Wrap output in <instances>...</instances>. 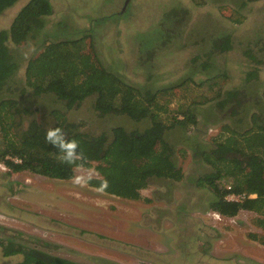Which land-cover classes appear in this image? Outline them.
I'll use <instances>...</instances> for the list:
<instances>
[{
  "label": "rangeland",
  "instance_id": "rangeland-1",
  "mask_svg": "<svg viewBox=\"0 0 264 264\" xmlns=\"http://www.w3.org/2000/svg\"><path fill=\"white\" fill-rule=\"evenodd\" d=\"M28 1L19 0L0 14V30L9 28ZM49 2L51 14L28 40L8 42L18 63L13 79L17 92L10 98L35 108L38 123L50 129L62 118L80 124L85 133L108 136L115 126L130 132L150 125L149 119L135 121L125 115L98 117L92 98L66 110L49 95H20L28 61L45 42L62 34L56 40H79L73 48L125 84L155 92L149 111L167 126L187 113L195 115V124L175 123L166 131L181 179L151 178L137 199L106 193L89 180L73 182L88 173L98 178L96 162L76 168L71 179L63 180L3 169L0 159V241L80 264H264V228L258 224L262 214L240 209L235 216L218 215L210 209L211 190L197 183L214 169L202 152L215 147L217 138L235 135L224 129L231 121L222 118L215 102L227 90L242 87L248 72L253 74L249 94L264 95V0ZM222 32L230 35L231 50L206 55L213 50L212 39ZM195 56L200 57L194 63ZM206 59L210 67L200 69ZM5 94L0 99L9 97ZM53 109L59 117L50 114ZM256 110L251 106L255 114L248 129H256ZM2 133L0 127V156ZM5 157L19 162L9 154ZM215 181L219 188L235 182L231 176ZM19 261L20 254L4 255L0 248V264Z\"/></svg>",
  "mask_w": 264,
  "mask_h": 264
},
{
  "label": "trees",
  "instance_id": "trees-1",
  "mask_svg": "<svg viewBox=\"0 0 264 264\" xmlns=\"http://www.w3.org/2000/svg\"><path fill=\"white\" fill-rule=\"evenodd\" d=\"M17 1L0 0V14ZM51 11L49 0H29L17 12L9 28L0 30V89L10 83L18 69L8 42L19 45L28 40L31 31L40 28L43 19ZM58 36L63 38L62 34ZM56 39L45 42L42 50L26 65V83L32 87L34 95L52 96L68 110L77 109L92 98L98 117L109 113L125 115L135 121L149 119L150 125L141 131L130 132L115 126L110 136L105 133L93 135L81 131L80 124H70L60 118L51 129H62L65 140L75 141L78 145L76 152L83 157L74 164L62 163L60 157L64 153L45 140L46 128L33 118L21 128L25 117L32 113L30 109H20L12 99H1L3 149L0 159L5 165L12 171L26 169L43 176L67 180L73 177L78 165L88 168L96 162L94 168L99 177L89 179V184L106 193L130 199L139 198L140 190L148 185L151 178L180 180L181 168L177 166L173 151L165 140L166 131L175 123L180 126L195 124V115L187 113L183 120L167 126L157 114L149 111L150 104L155 100V92L125 84L96 59L93 63L88 54L81 53L77 47L73 48L79 40ZM211 45L213 50L206 55L231 50L230 35L220 33L212 39ZM199 57L195 56L192 61L197 62ZM254 57L250 55L253 60ZM198 66L205 70L210 64L206 59ZM252 75V72H248L242 87L227 90L215 102L222 118L231 121L223 125L224 129L235 135L225 136L221 140L216 137L215 147L202 152L214 169L199 177L197 183L211 190L213 198L210 209L229 217L235 216L240 209L255 211L262 214L258 224L264 228V95L256 98L249 94L253 92L250 86ZM251 106L257 108L255 130L246 128L249 118L252 120L255 114L250 112ZM50 114L55 118L60 116L55 109ZM7 154L17 157L19 162L5 159ZM219 164H223L221 166L224 168L218 167ZM223 176L234 178L235 182L228 185L229 189L216 185L215 180ZM228 193H245L246 196L241 202H233L225 199ZM251 193L257 196L248 197ZM260 238L264 244V235ZM16 250L12 249L14 252ZM6 253L9 251L6 250ZM22 264L76 263L27 249Z\"/></svg>",
  "mask_w": 264,
  "mask_h": 264
},
{
  "label": "clouds",
  "instance_id": "clouds-1",
  "mask_svg": "<svg viewBox=\"0 0 264 264\" xmlns=\"http://www.w3.org/2000/svg\"><path fill=\"white\" fill-rule=\"evenodd\" d=\"M45 140L53 145V147L58 148L64 153L60 157L62 163L74 164L77 160H82V155H78L76 149L78 147L75 141H66L64 133L60 128L47 129L45 134ZM78 167H82L78 165ZM92 178V174L88 173L87 175H77L73 178L75 184L86 183L87 180ZM106 187V183H105ZM255 197V196H253ZM252 197V198H253ZM219 215V213H218Z\"/></svg>",
  "mask_w": 264,
  "mask_h": 264
},
{
  "label": "flooded vegetation",
  "instance_id": "flooded-vegetation-1",
  "mask_svg": "<svg viewBox=\"0 0 264 264\" xmlns=\"http://www.w3.org/2000/svg\"><path fill=\"white\" fill-rule=\"evenodd\" d=\"M17 72V71H16ZM15 72V73H16ZM15 75V74H14ZM14 75L12 76V79L10 80V83H8L7 84V86H4L2 89H0V95L1 94H4V93H6L5 95H8L9 94V97L8 96H6L7 98L6 99H12V100H14L16 103H17V105H18V107L20 108V109H22V108H28V109H30V107H27V105H22L21 104V102H20V99H16L15 97L14 98H10V97H13L11 94L12 93H15V92H17L16 91V89H15V87L13 86L14 84H13V79H14ZM26 83V82H25ZM30 89V90H29ZM21 92L22 93H20V95H23V93L25 94L26 92H28V93H30L31 94V96H32V98H39V95H34L33 94V89H32V87L31 86H29L27 83H26V85L23 87V89L21 90ZM44 96V94H41L40 95V97H43ZM54 99V98H53ZM1 100V99H0ZM57 102V101H56ZM35 102L33 101V104H34ZM61 104V103H60ZM62 105V104H61ZM63 106V105H62ZM64 107V106H63ZM64 109H66V108H64ZM76 108H73V109H69V110H75ZM54 110V109H53ZM66 110H68V109H66ZM32 113H29V115H28V117H25V119L23 120V122H22V124H21V128L23 127V124H24V122H26V120H27V123L29 122L28 120H31V118H33L35 121H36V119L33 117V114H34V112L36 111V109L34 108V109H31L30 110ZM52 111V110H51ZM178 119H181L180 117H177ZM64 120H66V119H64ZM179 121V120H178ZM37 122V121H36ZM66 122H68V123H70V124H76V123H73V122H71V121H68V120H66ZM38 123V122H37ZM39 124H41L42 126H43V124L42 123H39ZM56 124V123H55ZM54 124V125H55ZM27 125V124H26ZM25 127V126H24ZM44 127V126H43ZM44 128H46V127H44ZM47 129V128H46ZM64 133V132H63ZM201 155V154H200ZM5 159H8V158H6L5 157ZM3 162V161H2ZM4 166V167H3ZM6 167H8L7 165H5V163L3 162V164H2V168L3 169H5ZM8 169H10L9 167H8ZM11 170V169H10ZM23 170V169H22ZM26 170V169H25ZM71 179V178H70ZM251 194H253L255 197L257 196L255 193H251ZM250 198H252V197H250ZM0 248L2 249V253H4V255H12V254H20V261L19 262H17V263H15V264H22L23 262H24V260H25V252L27 251V249H25L24 251L22 250H19V249H17L15 252L14 251H12V249H13V247H12V245H11V243H9V244H4L2 241H0ZM28 249H30V248H28ZM6 250H8L9 251V253H6ZM56 257V256H55ZM58 257V256H57ZM60 258V257H59ZM68 261V260H67ZM71 262V261H70ZM74 263V262H73ZM76 264H80V263H76Z\"/></svg>",
  "mask_w": 264,
  "mask_h": 264
},
{
  "label": "built area",
  "instance_id": "built-area-1",
  "mask_svg": "<svg viewBox=\"0 0 264 264\" xmlns=\"http://www.w3.org/2000/svg\"><path fill=\"white\" fill-rule=\"evenodd\" d=\"M16 161V160H15ZM227 189H229V186H226ZM245 193L235 194V193H228L225 197L227 201H233V202H241L245 198ZM253 194H249L248 197H253ZM218 217V215H217Z\"/></svg>",
  "mask_w": 264,
  "mask_h": 264
},
{
  "label": "water",
  "instance_id": "water-1",
  "mask_svg": "<svg viewBox=\"0 0 264 264\" xmlns=\"http://www.w3.org/2000/svg\"><path fill=\"white\" fill-rule=\"evenodd\" d=\"M128 1H129V0H126L125 5H126V3H127Z\"/></svg>",
  "mask_w": 264,
  "mask_h": 264
}]
</instances>
